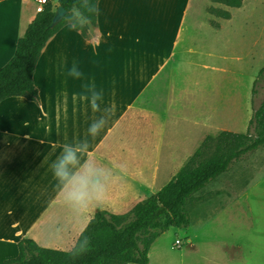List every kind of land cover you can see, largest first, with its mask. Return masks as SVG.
<instances>
[{
	"label": "crops",
	"instance_id": "0c3cea01",
	"mask_svg": "<svg viewBox=\"0 0 264 264\" xmlns=\"http://www.w3.org/2000/svg\"><path fill=\"white\" fill-rule=\"evenodd\" d=\"M191 1L99 0L93 40L68 23L43 49L34 73L40 102L20 96L0 102V264L19 254L23 238L43 247L72 249L96 211L127 212L177 172L180 166L175 163L183 154L159 148H164L161 136L167 123L176 128L173 116L183 90L176 85L182 46H193L197 35L185 24ZM38 12L36 0H0V68L12 58L18 39ZM74 64L83 73L80 80L66 76ZM158 78L167 83L166 92L154 86ZM92 85L103 94L101 109L114 111L100 134L94 140L88 137V152L72 171H82L85 160L94 163L91 179L106 183L107 192L103 203L76 211L64 203L50 166L63 145L83 141L89 124L102 114L94 113L87 101L73 99ZM141 97L149 102L165 97L168 106L137 108ZM140 128L143 138L135 139ZM134 146L143 149L135 154ZM151 147L156 148L154 160L142 154ZM243 204L232 201L216 210ZM212 206L197 201L187 227H172L153 242L147 264H252L250 256L261 259L263 235L250 242L217 234L210 228L217 213L209 212L215 210ZM171 229L182 231L187 243L164 242L163 235Z\"/></svg>",
	"mask_w": 264,
	"mask_h": 264
},
{
	"label": "rangeland",
	"instance_id": "374dc122",
	"mask_svg": "<svg viewBox=\"0 0 264 264\" xmlns=\"http://www.w3.org/2000/svg\"><path fill=\"white\" fill-rule=\"evenodd\" d=\"M214 8L229 10L231 17L220 16ZM185 24L187 29L193 26L197 35L191 42L193 46H182V73L176 85L183 90L177 114L173 116L176 128L167 123L166 133L161 136L165 143L160 140L164 148H159L183 154L176 167L184 164L206 136L222 130L246 132L254 111L264 101V0H245L236 8L213 0H192ZM185 35L184 31L183 39ZM166 85L163 78L154 83L161 93L166 92ZM168 101L164 97L149 102L141 97L136 107L166 109ZM142 134L140 128L135 139H142ZM134 149L139 154L143 148L134 146ZM154 149L151 147L148 152L144 149L142 154L154 160ZM150 163L151 167L156 165ZM197 201L214 205L215 210L210 209V213L224 203L242 201L244 204L235 210L217 211L210 228L230 238H249L250 242H254V236L263 235L261 259L250 256L249 261L264 264V145L234 161L227 171L196 193L187 203L189 212ZM189 217L190 220L193 217L191 212ZM162 239L164 242L179 239L183 244L188 241L182 231L175 229Z\"/></svg>",
	"mask_w": 264,
	"mask_h": 264
},
{
	"label": "trees",
	"instance_id": "16d2710c",
	"mask_svg": "<svg viewBox=\"0 0 264 264\" xmlns=\"http://www.w3.org/2000/svg\"><path fill=\"white\" fill-rule=\"evenodd\" d=\"M236 8L245 0H213ZM99 0H58L68 13L51 27L58 5L48 2L18 39L12 58L0 68V102L13 96L40 102L34 73L43 49L66 24L90 40L98 28ZM229 19V10L213 9ZM264 71V68L262 69ZM264 145V101L254 111L246 132L222 130L208 135L175 175L155 193L129 211H96L70 250L48 248L31 238L19 241V254L4 264H147L153 242L172 227L190 224L188 201L211 180L227 171L234 161ZM87 251L75 256L79 246Z\"/></svg>",
	"mask_w": 264,
	"mask_h": 264
},
{
	"label": "clouds",
	"instance_id": "9594fccd",
	"mask_svg": "<svg viewBox=\"0 0 264 264\" xmlns=\"http://www.w3.org/2000/svg\"><path fill=\"white\" fill-rule=\"evenodd\" d=\"M66 76L80 80L83 78V73L79 70L78 65H73L67 69ZM87 101L94 113H102L98 118L94 119L89 124L85 139L75 144H64L60 155L51 164V171L54 179L63 192V201L66 205L76 211H87L92 204L103 203L107 184L100 181L99 178L91 179L95 171V164L89 163L88 160L80 165L82 171L73 172L72 169L80 164L81 157H85L89 149L88 137L93 140L100 134L108 123V117L112 114L114 109H101V102L103 101V94L96 90L95 85L87 88L79 97L74 96L73 99ZM107 113V118L103 115ZM27 127V123L24 125ZM53 148L56 145L52 146ZM87 251L84 244H81L78 250L74 253V257Z\"/></svg>",
	"mask_w": 264,
	"mask_h": 264
},
{
	"label": "water",
	"instance_id": "95a60500",
	"mask_svg": "<svg viewBox=\"0 0 264 264\" xmlns=\"http://www.w3.org/2000/svg\"><path fill=\"white\" fill-rule=\"evenodd\" d=\"M67 13L68 11L64 6L58 5L50 26L53 27L58 24Z\"/></svg>",
	"mask_w": 264,
	"mask_h": 264
},
{
	"label": "built area",
	"instance_id": "2783aa9c",
	"mask_svg": "<svg viewBox=\"0 0 264 264\" xmlns=\"http://www.w3.org/2000/svg\"><path fill=\"white\" fill-rule=\"evenodd\" d=\"M37 1V9L38 11H42L44 9V5L47 4L48 2H52L53 4H57L58 0H36ZM182 241L181 240H176V245H181Z\"/></svg>",
	"mask_w": 264,
	"mask_h": 264
}]
</instances>
